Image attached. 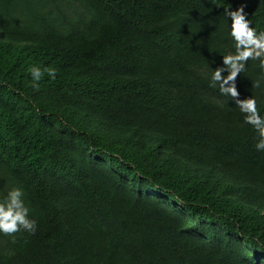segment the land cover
<instances>
[{
  "label": "trees",
  "instance_id": "obj_1",
  "mask_svg": "<svg viewBox=\"0 0 264 264\" xmlns=\"http://www.w3.org/2000/svg\"><path fill=\"white\" fill-rule=\"evenodd\" d=\"M0 264H264V0H0Z\"/></svg>",
  "mask_w": 264,
  "mask_h": 264
}]
</instances>
